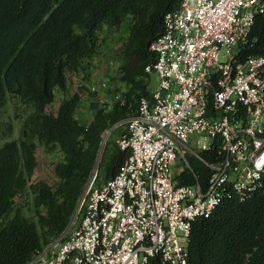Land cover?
<instances>
[{
  "label": "trees",
  "instance_id": "1",
  "mask_svg": "<svg viewBox=\"0 0 264 264\" xmlns=\"http://www.w3.org/2000/svg\"><path fill=\"white\" fill-rule=\"evenodd\" d=\"M179 6L180 0H0V111L9 96L30 107L24 137L0 147V264H29L62 236L89 183L100 186L118 174L131 154L119 144L126 119L151 93L154 74L146 67L157 60L151 46L165 32L166 14ZM128 19L117 75L125 86L118 88L121 97L111 103L93 99L88 123L77 116L80 91L65 97L56 112L48 110L56 90H68V72L79 73L98 54L103 29H119ZM250 56H264V13L238 48L240 59ZM38 140L48 151H62L55 184L43 179L29 184L38 167ZM219 148L217 138L202 156L217 160ZM187 159L189 165L176 176L178 185L207 187L210 167L193 154ZM29 185L36 217L17 204ZM188 259L191 264H264V171L243 192L228 187L210 215L193 220ZM148 264L172 263L155 255Z\"/></svg>",
  "mask_w": 264,
  "mask_h": 264
},
{
  "label": "built area",
  "instance_id": "2",
  "mask_svg": "<svg viewBox=\"0 0 264 264\" xmlns=\"http://www.w3.org/2000/svg\"><path fill=\"white\" fill-rule=\"evenodd\" d=\"M263 13L264 0H180L166 14L146 67L157 86L119 139L129 158L114 178L89 183L62 236L29 264H148L155 255L191 264L193 220L264 171V56L238 57ZM217 138L219 158L207 161L202 151ZM189 153L210 167L207 187L178 185Z\"/></svg>",
  "mask_w": 264,
  "mask_h": 264
},
{
  "label": "rangeland",
  "instance_id": "3",
  "mask_svg": "<svg viewBox=\"0 0 264 264\" xmlns=\"http://www.w3.org/2000/svg\"><path fill=\"white\" fill-rule=\"evenodd\" d=\"M129 31L130 19L125 21L119 29L105 27L101 32L102 46L98 54L79 73L68 72V90L62 92L60 89H57L56 98L53 103L47 106V109L56 112L65 97L80 91L82 92V101L79 109H77V116L84 122L91 117L90 104L93 99L97 98L100 102L110 103L115 98H118L117 95L120 96L121 93L120 88H125L123 82L117 79V75L122 61L123 44ZM156 86L157 79L153 75L150 89L154 90ZM115 90H118L119 93H116ZM91 91H96V93L92 94ZM29 113L30 107L27 103L19 100L17 97L9 96L6 106L0 111V147L6 142L24 137ZM111 132L108 130L105 133L104 142L109 138ZM38 144V167L35 173L29 177V184L40 179L46 180L50 184H55L57 177L54 167L55 163L61 159L62 151L59 148L48 151L39 140ZM180 165L181 162L179 160L176 169ZM17 204L19 206L25 204L23 205L25 214L28 217H36L37 208L34 204V196L30 191V185L23 194L17 197Z\"/></svg>",
  "mask_w": 264,
  "mask_h": 264
},
{
  "label": "crops",
  "instance_id": "4",
  "mask_svg": "<svg viewBox=\"0 0 264 264\" xmlns=\"http://www.w3.org/2000/svg\"><path fill=\"white\" fill-rule=\"evenodd\" d=\"M116 93H117V91H115ZM117 95V94H116ZM118 96V98H120L121 97V95L119 96V95H117ZM117 98H115V100H116ZM111 103V102H110ZM79 109V108H78ZM91 117H90V119L89 120H85L84 122H86V123H88L91 119H92V116H93V110L91 109ZM80 121H81V119H80ZM82 122H83V120H82Z\"/></svg>",
  "mask_w": 264,
  "mask_h": 264
},
{
  "label": "water",
  "instance_id": "5",
  "mask_svg": "<svg viewBox=\"0 0 264 264\" xmlns=\"http://www.w3.org/2000/svg\"><path fill=\"white\" fill-rule=\"evenodd\" d=\"M121 123H123V121H120V122L117 123L115 126L120 125ZM115 126H113V127L109 130V132H111V130H112ZM95 177H96V175H95ZM95 177H94V178H95Z\"/></svg>",
  "mask_w": 264,
  "mask_h": 264
}]
</instances>
